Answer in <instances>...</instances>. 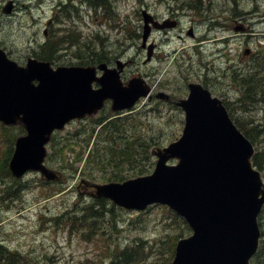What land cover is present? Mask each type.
<instances>
[{
	"label": "rangeland",
	"instance_id": "rangeland-1",
	"mask_svg": "<svg viewBox=\"0 0 264 264\" xmlns=\"http://www.w3.org/2000/svg\"><path fill=\"white\" fill-rule=\"evenodd\" d=\"M3 1L0 0V4H3ZM147 1L151 3L149 7L153 12L157 11L160 14L181 12L183 24L194 25L198 37L202 38L199 42L203 55L194 53L192 58L194 66L189 69L181 70L179 67H172L171 60L155 64L154 68L160 67V73L157 76L162 77L164 72L161 78L164 81L162 83L172 87L173 92L180 97L187 93L188 80H204L208 77V87L214 94L222 97L226 105L228 104L232 117L239 118L248 129L256 126L252 129L256 136L254 143L259 149L264 148V98H262L264 93L260 92L261 84L259 86L258 82L257 101L241 100V91L239 86L233 83L232 75L234 70H238L237 68L247 70L252 69L253 66H258L260 77L264 74V58L262 59L264 56V0H195L209 11L205 16H196L194 9L184 8L183 3L182 6L172 8L180 0ZM25 2L31 3L30 7H26L23 11L16 10L19 11L18 15L24 16L7 23L0 22V42L8 47L10 55L20 63H23L28 55H33L46 38L55 39L51 34L52 31L45 35L44 29L50 17H60V11L58 13L56 7L58 0H25ZM142 2L143 0H107L103 3L109 9L116 10L119 7L121 16L108 11L106 15L104 7H98L97 12L87 4L78 2V13L73 16H66L63 13L61 23L56 20L52 29L67 27L77 30L75 38L81 34L80 38L89 39L88 42H80L81 45L98 42L95 36L97 32H100L109 43L107 48L111 51L125 54V59L130 58L128 56L134 57L132 58L134 62L125 70L126 80L138 73L145 76V72L151 69L144 65V57L139 50L141 39L136 37L142 30L139 10L143 5ZM183 2L190 3L188 0ZM30 14L36 18V23L35 20L28 19ZM109 22L116 26L107 25L106 23ZM239 25H244L246 31H237L235 28ZM177 32L178 30L172 32L174 45L196 43L190 36L182 41ZM161 34H157L156 37L161 39ZM223 37L228 39L220 42ZM246 48H250V53L247 55ZM77 49L78 46L59 51L60 56L54 58L53 63L55 65L76 64L79 60L77 54H82V59L86 58L87 50H84L83 46L81 51ZM159 77H152L153 84L157 85L156 89L161 82L158 81ZM167 81L170 83L168 84ZM262 83L264 90V80ZM131 115L125 121H130L128 124L130 129L136 126L138 128L131 132L127 130L125 134L134 136L129 140L132 143L137 141L135 136L137 135L149 141L153 138L154 140L151 141L153 144L162 146L176 139L184 125L181 109L150 101L148 98L141 99ZM94 124L91 118L69 124L64 131L57 133L59 145L76 130L87 131ZM132 126L134 127L131 128ZM15 132L16 129L5 132L0 127V157L9 145L8 135ZM84 136L85 134H82V138ZM53 162L52 167L62 169L59 158ZM150 162L147 163L149 168L153 164L151 162L152 164L149 165ZM62 170L64 172L67 170L70 174L73 169L68 165L66 170ZM140 171L131 170L124 173V176L132 177L138 175ZM81 177L82 175L78 180L75 177L76 180L71 181L64 194L47 199L42 193V190L46 188L40 181V174L30 172L26 174L20 185L15 184L12 187L11 199L7 201L6 196L5 201L2 199L5 192L1 189L5 184L11 183L12 177L1 172L0 180H4V184L0 182V242L8 245L13 252L19 251L34 264H102V261H104L103 264H125L122 258L113 261L106 255L107 251L114 245L124 249L138 243L141 245L142 255L138 260L130 261L128 264H167L171 239L169 235L178 232L181 228L184 229L183 235L190 233L191 230L185 227L181 219L160 204L139 212L115 204L114 206L110 200L105 204L106 211L102 206L99 207L100 211H104L98 221L102 234L89 235L83 227L79 230L81 220L78 219L74 223L63 216V212L69 207L76 206L75 203L85 204L95 200L90 195L88 186L82 185L80 190L82 195L79 194L77 184ZM107 178L100 181H108ZM111 208H113L112 211ZM57 216L60 218H56ZM51 217L54 218L51 219ZM260 221L264 227V211ZM105 244H110V248H103Z\"/></svg>",
	"mask_w": 264,
	"mask_h": 264
},
{
	"label": "water",
	"instance_id": "water-1",
	"mask_svg": "<svg viewBox=\"0 0 264 264\" xmlns=\"http://www.w3.org/2000/svg\"><path fill=\"white\" fill-rule=\"evenodd\" d=\"M117 68L106 69L102 87L94 89L95 68L59 66L30 59L27 66L0 52V119L23 123L28 134L17 139L13 173L41 170L58 178L44 164L45 143L55 128L75 117L96 113L107 98L113 109L133 106L150 91L141 77L124 84ZM39 79L35 84L34 80ZM159 96H167L161 92ZM186 113L182 136L153 150L154 171L123 182L91 183L126 208L145 209L164 203L185 217L193 233L177 242L172 264H250L259 247V214L264 182L252 162L254 146L230 117L223 101L201 83H190L178 102ZM177 160L176 163H169Z\"/></svg>",
	"mask_w": 264,
	"mask_h": 264
},
{
	"label": "trees",
	"instance_id": "trees-1",
	"mask_svg": "<svg viewBox=\"0 0 264 264\" xmlns=\"http://www.w3.org/2000/svg\"><path fill=\"white\" fill-rule=\"evenodd\" d=\"M69 6L65 5L64 8H67ZM74 7V6H73ZM72 7V8H73ZM196 7H198V4H196ZM73 10V9H72ZM74 13V11H68L66 14L71 15ZM77 39H71V44L76 43ZM50 44L48 48L46 49V52L44 56H48L47 54L51 52H56L57 44L58 43H48ZM47 44V45H48ZM75 47L78 46L77 50H82V46L84 50H87L89 52L94 51L95 46L94 44H88L84 43L81 45L80 42H77ZM79 51V52H80ZM90 55V54H89ZM101 54L98 53H91L92 57H98ZM78 58L82 61V54H77ZM264 56H262V59ZM259 68L258 66H253L252 69H247L245 71L233 72V79L238 83V85L243 90V97L247 98L248 100L257 101L256 97H258L259 93V86L261 84L262 90L260 92L264 93L263 90V83L264 75L259 76ZM259 82V86H258ZM243 98V99H244ZM264 98V97H262ZM126 118H114L113 120L107 122L106 124H103V128L101 129L99 133V138L96 139L95 146L93 149H89V152L87 154L86 158V164L83 170V173L88 174L89 176L96 174L97 172H100V174H109L110 178L113 179H123L124 173H127L129 171L134 170H141L140 173H145L148 171L147 169V163L151 159L152 155L150 154V147L152 146V140L150 141L143 137V136H136L137 141L132 143L131 140L134 136H129L124 133V131H127L128 124L124 121ZM98 124L103 123V119H97ZM238 125L242 128V130L252 139L255 140L256 136L252 132V129L256 126H253L252 128L248 129L246 125L242 121H237ZM92 130V129H91ZM94 130V128H93ZM129 133V132H128ZM137 133V132H133ZM79 133L76 135L75 139L78 138ZM92 135V133H91ZM89 136V141L90 137ZM105 135V136H103ZM72 138L69 139V141H65V144L67 146L71 145ZM55 141V139H54ZM53 141V142H54ZM89 141L85 144V146L89 143ZM259 149V148H258ZM76 152V157L74 161H71V165L73 169H75L72 174L74 175L76 172V169L78 166L75 164L78 162H82L84 159L87 151L86 149H72ZM60 152L63 160L66 158V149H58ZM255 164L260 167L261 169L264 168V148L259 149L253 158ZM128 164V165H127ZM97 204L95 203H88L84 205H77L74 208L68 209L64 216H66L69 220H72L74 223H76V220L80 219V225L78 229H83L87 231L90 234L93 233H99L102 234L100 231V226L98 224V221L100 217L103 215V212L107 209L105 208L106 199L100 198L95 200ZM98 206V207H97ZM102 206L104 208V211H100L99 207ZM166 209H168L171 213H173L177 218L181 219V221L185 224L186 228H189L187 223L180 218L178 215H176L173 211H171L168 207L164 206ZM111 211L113 208L110 209ZM182 226V225H181ZM183 228H181L178 232L174 234H170V245H169V261L171 260L176 241L179 237L183 236ZM262 240L260 249L257 252V254L252 259V264H264V227L262 225ZM110 244H105L103 248L109 247ZM141 245L138 243L135 246L128 247L121 249L119 246L114 245L113 247L107 251L106 255L111 257H118L121 256L123 261L128 264L130 261H136L140 258V255H142L141 251ZM7 253V261L5 264H34L33 261L28 260L26 257L22 256L20 259L15 255L14 252L6 251ZM169 264V262L167 263Z\"/></svg>",
	"mask_w": 264,
	"mask_h": 264
}]
</instances>
